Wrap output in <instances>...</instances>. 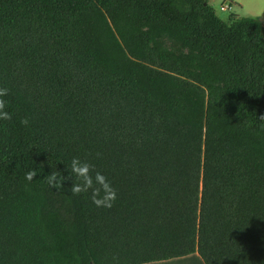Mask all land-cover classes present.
I'll use <instances>...</instances> for the list:
<instances>
[{
    "label": "trees",
    "instance_id": "1",
    "mask_svg": "<svg viewBox=\"0 0 264 264\" xmlns=\"http://www.w3.org/2000/svg\"><path fill=\"white\" fill-rule=\"evenodd\" d=\"M0 87V264H264L256 19L207 0H0ZM73 157L111 208L49 187Z\"/></svg>",
    "mask_w": 264,
    "mask_h": 264
},
{
    "label": "clouds",
    "instance_id": "2",
    "mask_svg": "<svg viewBox=\"0 0 264 264\" xmlns=\"http://www.w3.org/2000/svg\"><path fill=\"white\" fill-rule=\"evenodd\" d=\"M220 14L223 16L225 13L223 9H218ZM246 15V13H241ZM9 94L7 87H0V121L10 120L11 113L6 111L7 103L3 99ZM21 126H28L29 120H20ZM65 171L68 173L67 176H63L59 171H51L50 174L46 175V181L49 187L53 189H59L62 187L66 180H71L72 184L70 191L72 195H79L82 193H88L91 190V202L97 208H111L113 202L116 199V192L112 188L107 178L100 172H95L92 175L93 166L88 162L82 161L77 157H73L69 165H65ZM37 176L36 170H29L24 174V179L28 182L33 181V178Z\"/></svg>",
    "mask_w": 264,
    "mask_h": 264
},
{
    "label": "crops",
    "instance_id": "3",
    "mask_svg": "<svg viewBox=\"0 0 264 264\" xmlns=\"http://www.w3.org/2000/svg\"><path fill=\"white\" fill-rule=\"evenodd\" d=\"M215 1H221V6L228 4V8H229L228 12L230 13L231 18L233 19L240 18L241 13H246V16L256 19L264 29V0H207L208 4L211 6L213 10H214ZM215 15L217 16L216 13ZM189 257L158 262V264H172L175 263L174 261L177 260L178 262L182 263L183 260H186ZM152 264H157V263H152Z\"/></svg>",
    "mask_w": 264,
    "mask_h": 264
},
{
    "label": "rangeland",
    "instance_id": "4",
    "mask_svg": "<svg viewBox=\"0 0 264 264\" xmlns=\"http://www.w3.org/2000/svg\"><path fill=\"white\" fill-rule=\"evenodd\" d=\"M220 6H221V1H215L214 2V10H215V13L217 14V17L221 21L228 23V20L231 18V15H230V13L228 11H226L225 12V15L222 16L220 14V12L218 11V9H220ZM244 16H246V15H242L241 14V17H244ZM190 257L187 258L186 260H183L182 263L178 262V260H177V261H174L175 263H172V264H203L202 261L200 260V258L197 255H195V256H193L191 258Z\"/></svg>",
    "mask_w": 264,
    "mask_h": 264
},
{
    "label": "built area",
    "instance_id": "5",
    "mask_svg": "<svg viewBox=\"0 0 264 264\" xmlns=\"http://www.w3.org/2000/svg\"><path fill=\"white\" fill-rule=\"evenodd\" d=\"M220 9H223V12H226V11H228V5L227 4H225V5H222L221 7H220Z\"/></svg>",
    "mask_w": 264,
    "mask_h": 264
}]
</instances>
